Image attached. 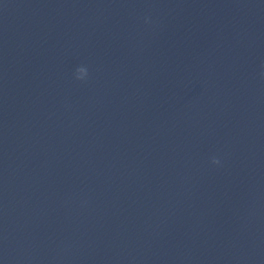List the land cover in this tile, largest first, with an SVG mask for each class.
I'll return each instance as SVG.
<instances>
[{
	"label": "clouds",
	"instance_id": "9594fccd",
	"mask_svg": "<svg viewBox=\"0 0 264 264\" xmlns=\"http://www.w3.org/2000/svg\"><path fill=\"white\" fill-rule=\"evenodd\" d=\"M88 76V69L87 67L80 66L76 69V79L77 80H83ZM212 163L213 164H219L220 161L218 158L213 157L212 158Z\"/></svg>",
	"mask_w": 264,
	"mask_h": 264
}]
</instances>
